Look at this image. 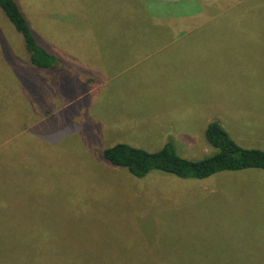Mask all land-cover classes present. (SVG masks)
Listing matches in <instances>:
<instances>
[{
    "label": "rangeland",
    "instance_id": "rangeland-1",
    "mask_svg": "<svg viewBox=\"0 0 264 264\" xmlns=\"http://www.w3.org/2000/svg\"><path fill=\"white\" fill-rule=\"evenodd\" d=\"M17 1L57 68L31 70L0 9L11 82L0 97V264H264V171L138 179L103 158L116 144L156 152L172 141L201 160L216 152L211 122L264 150V0H199L192 19L215 23L137 64L110 58L104 19L81 33V0ZM195 104L211 122L189 114Z\"/></svg>",
    "mask_w": 264,
    "mask_h": 264
},
{
    "label": "trees",
    "instance_id": "trees-1",
    "mask_svg": "<svg viewBox=\"0 0 264 264\" xmlns=\"http://www.w3.org/2000/svg\"><path fill=\"white\" fill-rule=\"evenodd\" d=\"M0 9L15 32L22 37L23 49L28 54L29 62L33 67L31 70L49 72L50 69L57 68V59L38 43L36 35L20 11L18 1L0 0ZM0 59H4L3 55H0ZM4 62L0 61V97H3L4 88L11 87L10 79L6 77L9 68L4 67ZM12 80L14 82V77ZM0 137L4 138L1 124ZM204 137L216 152L197 161L180 157L172 141L166 142L156 152H147L127 144H116L104 150L103 158L111 166L124 168L131 176L138 179L146 177L153 171L182 180H204L222 172L249 169L264 171V150L238 146L218 122L207 125Z\"/></svg>",
    "mask_w": 264,
    "mask_h": 264
},
{
    "label": "crops",
    "instance_id": "crops-1",
    "mask_svg": "<svg viewBox=\"0 0 264 264\" xmlns=\"http://www.w3.org/2000/svg\"><path fill=\"white\" fill-rule=\"evenodd\" d=\"M199 0H81V33L91 37L98 34L101 19L111 25L105 26L100 43L113 40L116 51L109 52L110 58H126L137 64L149 59L167 58L168 43L177 33L186 32L187 27L197 29L215 23L206 20L198 25L194 6ZM114 27V28H113ZM178 37V35H177ZM124 51V52H122ZM106 56V54H105ZM169 58V57H168ZM139 60V61H137ZM189 114L194 116L198 109V120L211 122L204 116L208 109L201 104L189 105ZM188 114L185 112V115ZM207 118V119H206ZM203 181V180H201Z\"/></svg>",
    "mask_w": 264,
    "mask_h": 264
}]
</instances>
